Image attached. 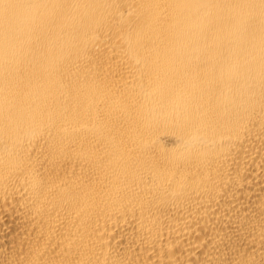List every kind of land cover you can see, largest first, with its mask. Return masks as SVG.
<instances>
[{
  "label": "bare ground",
  "instance_id": "1",
  "mask_svg": "<svg viewBox=\"0 0 264 264\" xmlns=\"http://www.w3.org/2000/svg\"><path fill=\"white\" fill-rule=\"evenodd\" d=\"M0 264H264V0H0Z\"/></svg>",
  "mask_w": 264,
  "mask_h": 264
}]
</instances>
